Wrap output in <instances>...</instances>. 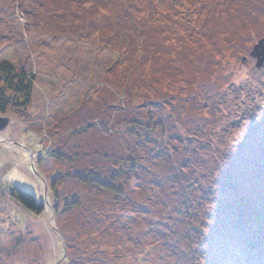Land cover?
I'll return each instance as SVG.
<instances>
[{
	"label": "rangeland",
	"instance_id": "rangeland-1",
	"mask_svg": "<svg viewBox=\"0 0 264 264\" xmlns=\"http://www.w3.org/2000/svg\"><path fill=\"white\" fill-rule=\"evenodd\" d=\"M263 37L264 0H0V60L35 76L0 112V264H264L235 164L264 158L263 94L235 123Z\"/></svg>",
	"mask_w": 264,
	"mask_h": 264
},
{
	"label": "trees",
	"instance_id": "trees-1",
	"mask_svg": "<svg viewBox=\"0 0 264 264\" xmlns=\"http://www.w3.org/2000/svg\"><path fill=\"white\" fill-rule=\"evenodd\" d=\"M34 85L35 76H33V74L24 66H16L8 60H0V112H13L20 117H26L27 114L25 115L24 113L26 112V107L31 104L34 94ZM244 86H246V88L241 92L245 93V99L243 101H240L242 102V106L241 112H237L239 117L236 115L238 119L235 120V123L237 125L249 121V105L251 107L253 104V95L254 97H256L260 94H263L264 97V84H262V86H257L253 82H247L244 84ZM252 113L253 112H251V114ZM254 119H256L259 124V130H262L259 135L264 136V114L263 116H256ZM261 146H264V139L261 143ZM235 164L237 167L241 168V170L244 169L250 173L251 178L249 180L251 183L247 187L248 189L252 187L255 189L254 191H257V188L262 187V185L264 184V158L258 157L250 160L248 159L246 161L241 160ZM82 179L84 181L90 180L93 185L103 186V184H106L102 180H99L97 178L88 180H86L85 178ZM51 184L53 185L54 189V184ZM52 185L51 187H49V191L53 190L51 189ZM105 187L113 189V191L117 189L116 186L111 184L105 185ZM9 194L24 207L36 213H41L47 205L45 201H39L35 194H33L32 192L24 190L18 186L12 187L9 190ZM233 196L234 198H238L235 195ZM235 200L238 201L239 198ZM49 203H51V201ZM53 208L57 211L58 206L53 204ZM255 212L256 215L251 218L254 219V223L258 224L259 231L264 232V222H259L258 213L257 211Z\"/></svg>",
	"mask_w": 264,
	"mask_h": 264
},
{
	"label": "water",
	"instance_id": "water-1",
	"mask_svg": "<svg viewBox=\"0 0 264 264\" xmlns=\"http://www.w3.org/2000/svg\"><path fill=\"white\" fill-rule=\"evenodd\" d=\"M253 56L257 58L258 66H261L264 63V37L260 39L259 42L255 45ZM9 122V117L0 115V130L6 128Z\"/></svg>",
	"mask_w": 264,
	"mask_h": 264
}]
</instances>
